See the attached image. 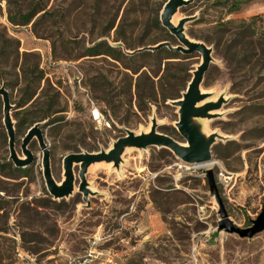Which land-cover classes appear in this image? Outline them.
Instances as JSON below:
<instances>
[{"label":"rangeland","instance_id":"obj_1","mask_svg":"<svg viewBox=\"0 0 264 264\" xmlns=\"http://www.w3.org/2000/svg\"><path fill=\"white\" fill-rule=\"evenodd\" d=\"M165 1L0 0V86L10 91L15 106L16 150L22 157L26 131L41 121L57 182L64 177L65 155L107 149L125 129L148 131L153 116L159 132L185 141L176 127L178 108L169 101L187 89L200 53L173 58L161 52L133 60L83 56L101 40L123 43L122 48L164 40L179 44L153 22ZM224 1L194 0L174 17L196 16L186 33L208 40L214 57L202 88L211 94L208 100L220 95L227 100L218 117L202 121L205 132L229 138L212 147V167L184 163L170 149L131 148L119 170L107 163L90 166V208L78 190V165L74 194L55 200L45 184L37 140L30 145L36 158L27 176L9 159L0 96V199L7 214L0 215V264H264V230L243 238L219 229V203L206 175L213 169L229 218L251 226L264 204V70L245 66V51L235 52L242 49L236 33L238 20L257 14L263 15L257 30L264 31V0H248L237 12ZM32 10L37 14L30 23L11 21ZM37 63L45 76L34 98L19 107L31 92L27 85H34L31 70ZM94 107L110 126L92 119ZM25 114L33 121L21 127Z\"/></svg>","mask_w":264,"mask_h":264},{"label":"water","instance_id":"obj_2","mask_svg":"<svg viewBox=\"0 0 264 264\" xmlns=\"http://www.w3.org/2000/svg\"><path fill=\"white\" fill-rule=\"evenodd\" d=\"M194 2V0H167L163 5V10L160 14L161 24L179 41V44L174 45L170 40H164L157 44H149L148 46L139 47L133 51H129L126 47L123 48L126 54L133 55L136 52L155 51L167 47L171 51L181 52L183 54H193L198 52L201 54V61L196 65L193 72V77L187 84V89L182 93L181 98L170 100L174 106L178 108L179 120L176 122V127L185 141L179 142L173 136L158 131V119L152 117L151 128L148 131L134 133L130 129H125L126 135L119 137L107 149H101L99 152H73L64 156L62 168L64 169L63 179L56 181L52 165V152L48 146L44 130L42 128L44 122H38L32 125L25 133L21 144V153L16 150V122L12 117V110L15 107L11 103L10 91L4 85L0 86V96L3 99V122L6 127L7 136L9 138V154L17 168H26L31 165L36 158L35 153L30 148L32 141L37 140L42 155V168L45 179V184L49 194L53 199L59 200L69 198L74 194L76 189L77 175L75 166L80 167L78 172L79 186L78 190L82 193V198L85 202V207L90 208L91 199L89 198L94 192L87 181V173L90 166L107 163L114 168L120 169V164L123 161V155L131 148L140 150L147 149L151 146L158 148L170 149L178 159L182 162L197 165L201 163L213 161V146L217 140L228 141V137L218 132L211 134L204 131L203 120H213L218 117V110L227 102L223 95L217 99L208 100L211 94L205 92L202 88L205 75L209 71L211 62L214 60L212 47H209L206 42L198 39L190 38L186 33V25L189 21L194 20L192 17H181L176 23L175 15L180 8ZM114 46H122L123 43H117ZM207 179H209L210 192L216 196L219 203L221 219L219 221V229L225 230L232 234L237 233L240 237L248 238L262 232L264 230V204L262 212L256 219L252 220V225L248 228H242L236 225L228 216L225 210L221 195L218 191L217 179H215L213 169L206 170Z\"/></svg>","mask_w":264,"mask_h":264},{"label":"trees","instance_id":"obj_3","mask_svg":"<svg viewBox=\"0 0 264 264\" xmlns=\"http://www.w3.org/2000/svg\"><path fill=\"white\" fill-rule=\"evenodd\" d=\"M227 2H230L229 11L230 12H237V11L241 10V7H242L241 5L243 3H247L248 0H225L223 5H225V3H227ZM164 3H163V5H164ZM163 5H161L159 7L160 9L158 10L155 18L153 19V22L159 29L165 30L167 32V35L172 37V35L170 33H168L167 29L160 22V14H161V11L163 10ZM188 5H190V4H188ZM185 6H187V5H185ZM42 9H44V7H41L38 10H42ZM36 14H37V10H32V11H29L28 13H24L22 15L17 16L19 20H17L16 17H11V21L15 24H21V25L22 24H28L32 21V19L35 17ZM47 14H50V12L45 13L44 16H46ZM260 19L261 20L263 19V15L257 14L256 16H253L250 19H244L243 18L241 20H238L237 23L239 24V27H238V31L236 33L238 39L236 42L239 45H242V47H241L242 49L240 50L237 48L238 50L235 52L245 51L244 55H243L244 57L242 60L245 64V66L251 65L253 67H256L259 65V68L264 70V31L258 32L257 27H256L257 22H258L257 20H260ZM228 22L233 23V20H229ZM206 42H208V40H206ZM125 47H126V49H131V50L137 49L134 47L132 48V46H130L128 44H125ZM141 47H144V46H141ZM161 52L162 53L165 52L168 55L173 56V58H175V57L177 58L178 56L183 54L181 52L179 53V52L171 51L167 47H164V48H161V49H158L155 51L148 50V51L136 52L133 55H128L125 53V51L123 50V48L121 46H114L105 40H101V41H98V42L86 47V50H85L83 56H86V55L97 56V55H101V54H106V55L112 56L116 59H122L123 57H125L129 60H133V58H136L138 56L152 55V56L156 57L157 54H159ZM35 65L36 66L31 70V73L34 74V76H35L34 81H33L34 85H32L30 83H29V85H27V89L30 90L31 92H30L28 98L24 99L19 104V107H24L28 101H31L34 98V96L36 94L37 84L45 76V74L43 73V70L38 67L39 63H37ZM0 67H2V61L1 60H0ZM139 69L133 68V70L136 73L139 72ZM140 96L142 99H144L145 97L148 96V94L144 93L142 95L140 94ZM53 106H54L53 104H49L50 108H53ZM262 107L264 109V106H262ZM25 112L26 111H24L23 113H25ZM19 114H21V112H17L16 115H19ZM56 120L53 119L51 121H52V123H55ZM32 121H33V116H30V115L28 116L27 114H25V116L20 119V122H21L20 126L22 127L27 123H32ZM28 167H26V168H17L16 167L15 169L20 171L22 174H24V176H27V174L29 173ZM42 200H46V202L47 201L48 202L53 201L52 199H50L48 197H44ZM155 201L158 203L157 200H155ZM44 205H46V204H44ZM4 209H5V205L3 204L2 200L0 199V211H3L2 213H0V215L7 217V214H6Z\"/></svg>","mask_w":264,"mask_h":264},{"label":"built area","instance_id":"obj_4","mask_svg":"<svg viewBox=\"0 0 264 264\" xmlns=\"http://www.w3.org/2000/svg\"><path fill=\"white\" fill-rule=\"evenodd\" d=\"M91 117L94 121L97 122L98 125H103V123H105L107 126H110L109 121H107V119L104 118V115L101 113V111L98 107H94L91 110ZM20 249H21V247H18V249H17L18 252H20Z\"/></svg>","mask_w":264,"mask_h":264},{"label":"bare ground","instance_id":"obj_5","mask_svg":"<svg viewBox=\"0 0 264 264\" xmlns=\"http://www.w3.org/2000/svg\"><path fill=\"white\" fill-rule=\"evenodd\" d=\"M173 23H176V21L175 20H173ZM213 163H214V161H211V162H206V163H201L200 164V166H202V167H212L213 166Z\"/></svg>","mask_w":264,"mask_h":264}]
</instances>
